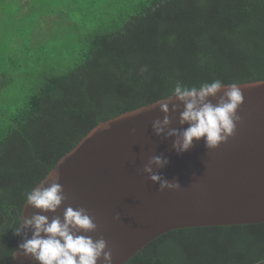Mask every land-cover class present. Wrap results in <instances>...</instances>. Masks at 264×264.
I'll list each match as a JSON object with an SVG mask.
<instances>
[{
    "label": "trees",
    "instance_id": "obj_1",
    "mask_svg": "<svg viewBox=\"0 0 264 264\" xmlns=\"http://www.w3.org/2000/svg\"><path fill=\"white\" fill-rule=\"evenodd\" d=\"M80 4L88 26L77 22L75 6H48L31 19H67L76 43L71 64L41 71L0 123V264L10 263L25 192L98 121L161 99L177 81L264 79V0ZM125 264H264V222L171 230Z\"/></svg>",
    "mask_w": 264,
    "mask_h": 264
},
{
    "label": "water",
    "instance_id": "obj_2",
    "mask_svg": "<svg viewBox=\"0 0 264 264\" xmlns=\"http://www.w3.org/2000/svg\"><path fill=\"white\" fill-rule=\"evenodd\" d=\"M227 85L209 97L213 104ZM238 87L244 99L237 109L241 119L235 133L211 149L205 147L203 138H194L191 148L178 153L172 146L175 137L154 134L151 124L163 118L159 110L163 102L170 107L169 127H188L178 123L182 104L176 112L171 111L173 103H180L175 97L98 121L55 162L41 185H36L47 187L53 173H58L56 182L66 196L61 206L55 213H40L24 202L20 223L34 213L62 220L66 207L84 208L97 228L77 235L93 240L103 237L111 249L112 264H125L146 244L171 230L263 223L264 79L239 83ZM153 155L168 161L162 168L153 165V171L177 181L179 188L160 190L149 179L143 168ZM30 237L31 230L22 229L9 264H39L19 249ZM97 264H103L102 257Z\"/></svg>",
    "mask_w": 264,
    "mask_h": 264
},
{
    "label": "clouds",
    "instance_id": "obj_3",
    "mask_svg": "<svg viewBox=\"0 0 264 264\" xmlns=\"http://www.w3.org/2000/svg\"><path fill=\"white\" fill-rule=\"evenodd\" d=\"M222 87H225V84L219 79L204 82L199 86H187L180 81L175 82L170 94L156 102L171 101L175 97L180 103H173L171 111L176 112L182 104L178 123L187 124L188 127L182 129L169 127L170 107L168 102H163L159 103V110L164 114L163 118L155 119L151 124L154 134L163 135L165 138L175 137L172 146L178 153L191 148L194 138L196 140L203 138L205 147L209 149L226 142L234 135L236 124L241 119L237 109L242 104L244 96L238 84L231 83L213 104L209 97H215ZM167 162L166 157L153 155L143 168L149 179L158 184L160 190L180 187L177 181H169L162 174L153 171V165L162 168ZM58 179V173H53L52 182L47 187L36 186L26 191L25 203L38 209L40 213H55L66 199L63 186L56 182ZM116 219L119 217L117 216ZM96 228V223L86 209H73L68 206L63 211L62 220L55 215L49 220L47 215L39 213L24 218L15 234L20 235L22 229L31 230V237L25 238L19 244V249L23 255L31 256L39 264H97V260L101 257L103 264H112V252L111 249H107V241L103 237L93 240L90 236L77 235L81 230L93 232Z\"/></svg>",
    "mask_w": 264,
    "mask_h": 264
},
{
    "label": "rangeland",
    "instance_id": "obj_4",
    "mask_svg": "<svg viewBox=\"0 0 264 264\" xmlns=\"http://www.w3.org/2000/svg\"><path fill=\"white\" fill-rule=\"evenodd\" d=\"M0 4V123H4L26 101L41 71L58 72L72 62L76 42L68 33L67 19L60 24L56 15L46 22L32 17L43 14L48 6H75L78 23L88 26L92 21L87 22L81 13L80 0L76 4L73 0H37L35 8L27 0H2Z\"/></svg>",
    "mask_w": 264,
    "mask_h": 264
}]
</instances>
